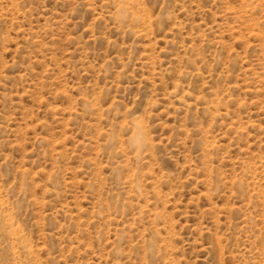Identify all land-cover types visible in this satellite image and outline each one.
Returning a JSON list of instances; mask_svg holds the SVG:
<instances>
[{"label": "rangeland", "instance_id": "1", "mask_svg": "<svg viewBox=\"0 0 264 264\" xmlns=\"http://www.w3.org/2000/svg\"><path fill=\"white\" fill-rule=\"evenodd\" d=\"M0 264H264V0H0Z\"/></svg>", "mask_w": 264, "mask_h": 264}]
</instances>
